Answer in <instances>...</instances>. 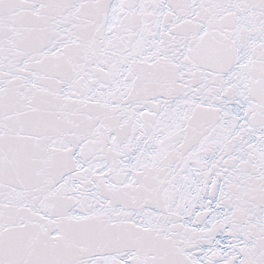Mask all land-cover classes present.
<instances>
[{
    "label": "snow or ice",
    "instance_id": "obj_1",
    "mask_svg": "<svg viewBox=\"0 0 264 264\" xmlns=\"http://www.w3.org/2000/svg\"><path fill=\"white\" fill-rule=\"evenodd\" d=\"M0 264H264V0H0Z\"/></svg>",
    "mask_w": 264,
    "mask_h": 264
}]
</instances>
